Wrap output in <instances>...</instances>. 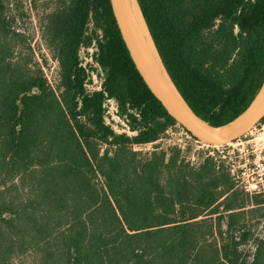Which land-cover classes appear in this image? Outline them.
<instances>
[{
	"label": "trees",
	"instance_id": "trees-1",
	"mask_svg": "<svg viewBox=\"0 0 264 264\" xmlns=\"http://www.w3.org/2000/svg\"><path fill=\"white\" fill-rule=\"evenodd\" d=\"M137 1L192 110L215 127L243 112L264 80V0ZM92 19L101 38L87 34ZM13 21L0 0V264L26 253L36 264H264V238L242 248L247 204L262 194L215 157L134 150L178 122L138 72L110 0H61L48 15L60 94L17 50ZM93 41L105 78L89 93L78 53ZM108 98L136 135L106 124Z\"/></svg>",
	"mask_w": 264,
	"mask_h": 264
},
{
	"label": "rangeland",
	"instance_id": "rangeland-1",
	"mask_svg": "<svg viewBox=\"0 0 264 264\" xmlns=\"http://www.w3.org/2000/svg\"><path fill=\"white\" fill-rule=\"evenodd\" d=\"M61 0H7V12L14 18L13 26L21 35L18 49L23 56L32 58L31 68L39 69L47 80L48 85L58 91L60 85V65L50 47L46 34L48 15L53 12ZM96 32L102 37V29L96 27L92 19L88 24L87 34ZM30 46V49H25ZM80 66L88 74L86 90L89 93L100 91L104 82L105 73L98 61V48L96 41L89 46H82L78 53ZM105 122L116 134L136 135L130 121L121 113L120 106L115 99L105 101ZM176 147L181 150L184 157L193 164H199L205 157L212 156L218 164H223L232 172L233 180L248 193L260 191L264 198V121L257 123L251 130L244 133L234 142L225 146H210L199 141L194 136L189 137L178 123L174 124L153 143L134 145L135 151L141 157H149L156 150L168 151ZM246 197V195L244 196ZM246 210L252 209L246 215L247 227L251 229L252 240L243 245V250L253 252L256 239L264 238V204L254 206L249 201ZM11 264H36L33 253H26L14 257Z\"/></svg>",
	"mask_w": 264,
	"mask_h": 264
},
{
	"label": "water",
	"instance_id": "water-1",
	"mask_svg": "<svg viewBox=\"0 0 264 264\" xmlns=\"http://www.w3.org/2000/svg\"><path fill=\"white\" fill-rule=\"evenodd\" d=\"M121 36L144 82L167 112L199 141L225 146L264 117V80L257 94L231 122L215 127L198 116L167 72L137 0H110Z\"/></svg>",
	"mask_w": 264,
	"mask_h": 264
},
{
	"label": "built area",
	"instance_id": "built-area-1",
	"mask_svg": "<svg viewBox=\"0 0 264 264\" xmlns=\"http://www.w3.org/2000/svg\"><path fill=\"white\" fill-rule=\"evenodd\" d=\"M86 85V84H85ZM110 99H113V98H108L107 100L108 101H110ZM179 124V123H178ZM180 125V124H179ZM180 126H182V125H180ZM182 129L185 131V133L189 136V137H191L192 136V134L189 132V131H187L183 126H182ZM231 174L233 175V173L231 172ZM246 190L248 191V189L246 188ZM258 192H260V191H251V193H258Z\"/></svg>",
	"mask_w": 264,
	"mask_h": 264
}]
</instances>
